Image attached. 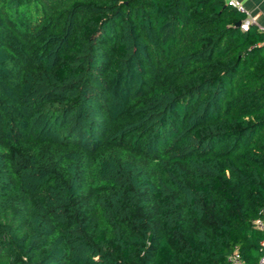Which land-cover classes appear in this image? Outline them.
Segmentation results:
<instances>
[{
  "label": "trees",
  "instance_id": "obj_1",
  "mask_svg": "<svg viewBox=\"0 0 264 264\" xmlns=\"http://www.w3.org/2000/svg\"><path fill=\"white\" fill-rule=\"evenodd\" d=\"M226 0H0V264H257L264 29Z\"/></svg>",
  "mask_w": 264,
  "mask_h": 264
},
{
  "label": "built area",
  "instance_id": "obj_2",
  "mask_svg": "<svg viewBox=\"0 0 264 264\" xmlns=\"http://www.w3.org/2000/svg\"><path fill=\"white\" fill-rule=\"evenodd\" d=\"M227 3L246 14L244 6L237 0H228ZM251 23L252 19L248 16H245V18L240 23V28L242 30H247ZM254 225L264 234V217L256 218L254 220ZM227 264H245L238 249H234L229 254V256L227 257ZM257 264H264V238L260 241V255Z\"/></svg>",
  "mask_w": 264,
  "mask_h": 264
},
{
  "label": "crops",
  "instance_id": "obj_3",
  "mask_svg": "<svg viewBox=\"0 0 264 264\" xmlns=\"http://www.w3.org/2000/svg\"><path fill=\"white\" fill-rule=\"evenodd\" d=\"M228 1V0H226ZM245 10L246 16L252 19V23L258 28L264 29V0H237ZM245 264H248L243 260Z\"/></svg>",
  "mask_w": 264,
  "mask_h": 264
},
{
  "label": "water",
  "instance_id": "obj_4",
  "mask_svg": "<svg viewBox=\"0 0 264 264\" xmlns=\"http://www.w3.org/2000/svg\"><path fill=\"white\" fill-rule=\"evenodd\" d=\"M240 23H241V21H237V22H235L234 26L235 27H240Z\"/></svg>",
  "mask_w": 264,
  "mask_h": 264
}]
</instances>
